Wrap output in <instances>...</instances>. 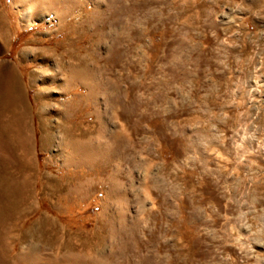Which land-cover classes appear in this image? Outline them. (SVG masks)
I'll use <instances>...</instances> for the list:
<instances>
[{"label":"rangeland","instance_id":"374dc122","mask_svg":"<svg viewBox=\"0 0 264 264\" xmlns=\"http://www.w3.org/2000/svg\"><path fill=\"white\" fill-rule=\"evenodd\" d=\"M55 247L264 264V0H0V264Z\"/></svg>","mask_w":264,"mask_h":264},{"label":"bare ground","instance_id":"6f19581e","mask_svg":"<svg viewBox=\"0 0 264 264\" xmlns=\"http://www.w3.org/2000/svg\"><path fill=\"white\" fill-rule=\"evenodd\" d=\"M52 1V0H51ZM54 2H59V0H53ZM23 18L25 19V18H28V13H26V14H24L23 15ZM78 59H81V58H78ZM74 60V59H73ZM76 61H78V60H76ZM79 62V61H78ZM80 63V62H79ZM81 64V63H80ZM75 73H76V75L78 76V77H80V78H86V77H92L91 76V71L90 70H88L87 69V67H80L79 69H76L75 70ZM32 79V78H31ZM75 79V78H74ZM87 79V78H86ZM81 80V79H80ZM83 81H85L84 79H83ZM86 82H87V80H86ZM88 84L90 83V85H91V83H92V79H88V82H87ZM87 83H86V85H87ZM85 84V83H84ZM14 85H16L15 84V82H14ZM93 85V84H92ZM88 86V85H87ZM93 87V86H92ZM40 94V93H39ZM39 94H38V96H39ZM15 98H17V94L15 95L14 94V99ZM37 99V98H36ZM43 99V98H42ZM43 101V100H42ZM46 106V105H45ZM42 111H44V106L42 105V107L40 108V112H42ZM46 114V113H45ZM43 122H44V120H43ZM42 125H43V123H42ZM62 128V127H61ZM64 130V129H63ZM86 133V132H85ZM71 134V133H70ZM88 135V134H87ZM82 138V137H81ZM86 138V137H85ZM89 140V139H88ZM81 143V142H80ZM86 143V142H85ZM87 144H89V143H87ZM80 144H78V146H77V150H81L82 148H81V146H79ZM90 145V144H89ZM88 145V146H89ZM83 146H84V144H83ZM91 146H92V144H91ZM72 147V146H71ZM73 148V147H72ZM81 148V149H80ZM90 149L92 148V147H89ZM88 148V149H89ZM75 149V150H76ZM85 148H83L82 150H84ZM86 150V149H85ZM85 150H84V152H85ZM92 151L94 150L93 148L91 149ZM95 151V150H94ZM86 153L87 152H85V155H86ZM94 153V152H93ZM97 153V152H96ZM73 154V153H72ZM82 154H83V152H82ZM90 154V153H89ZM89 154H87L86 156H93V154H91V155H89ZM95 154V153H94ZM78 155V154H77ZM96 155V154H95ZM73 156V155H72ZM80 156H82V155H80ZM84 156V155H83ZM85 156V157H86ZM75 157V156H74ZM73 157V158H74ZM78 157V156H77ZM84 157V158H85ZM82 158V157H81ZM92 158H94V157H92ZM91 159V158H90ZM75 160V159H74ZM73 160V161H74ZM80 160V159H79ZM85 160V159H84ZM87 160V159H86ZM95 160V159H94ZM78 161V160H77ZM88 161V160H87ZM86 161V162H87ZM76 163V162H75ZM84 163V162H83ZM88 163V162H87ZM78 184V183H77ZM64 186V185H63ZM60 187V186H59ZM54 188V187H53ZM45 189V188H44ZM56 189V188H55ZM67 189V188H66ZM53 190V189H52ZM59 190H61V189H59ZM49 191V190H48ZM55 191V190H54ZM29 205V204H28ZM32 204H30L29 206H31ZM28 206V207H29ZM28 207H26L25 209H24V211H27L28 210ZM23 211V212H24ZM45 218L44 217H40L31 227H30V229H29V231H34V232H37V233H40V235L42 236V237H45L46 239L47 238H53L52 237V235H53V233H54V231H55V229H54V231H51L52 229H51V227L53 228L54 226V224L52 225V226H50L52 223H50L49 224V226H50V229L51 230H49L48 228H47V226H46V224H45ZM47 223V222H46ZM56 230H59L58 228H56ZM53 232V233H52ZM57 232H59V231H57ZM57 232H55V234L57 233ZM52 234V235H51ZM51 235V236H50ZM24 236V235H23ZM50 240V239H49ZM46 242V241H45ZM51 245V244H50ZM66 245V244H65ZM68 245V244H67ZM61 247V246H60ZM60 247H57L58 248V250H57V248L55 249V251H49V250H47L46 248H39V249H37L36 250V252L35 253H32L33 252V250H32V252H27L26 250L25 251H19V252H17L16 254H15V256L17 257V259H26V261H27V263L28 264H48V263H56V264H78L79 263V261L78 260H75L74 259V257L72 258V259H66V258H64L63 256V253H61V248ZM65 247V246H64ZM67 248L68 247H66L65 249H66V251H67ZM70 248H72L73 249V247H71V246H69V249ZM75 248V247H74ZM101 248V247H100ZM62 249H63V247H62ZM68 249V250H69ZM93 249V248H92ZM96 250H94V251H96V252H98L97 251V248H95ZM99 249V248H98ZM53 250V249H52ZM71 250V249H70ZM75 251H78V249H74ZM82 250V249H81ZM85 251L87 250V249H84ZM91 250H87L86 252H89V253H91L90 252ZM11 252H15V248L13 247V249H11ZM84 252V251H83ZM82 252V253H83ZM85 252V253H86ZM95 252V253H96ZM101 252V251H100ZM99 252V253H100ZM79 253V252H78ZM81 253V254H82ZM88 253V254H89ZM94 253V252H93ZM93 253H92V255H93ZM99 253H97V255L96 256H98L99 255ZM9 254V253H8ZM67 254V253H66ZM84 254V253H83ZM87 254V253H86ZM101 254V253H100ZM41 255H43V256H45V258H43V259H41V261H40V263H39V260L38 259H40V257H41ZM69 255H71V254H69ZM102 255V254H101ZM104 255V254H103ZM6 256H7V254H6ZM75 256V255H74ZM96 256H94L93 255V258L94 257H96ZM76 258V257H75ZM79 259V258H78ZM100 258H98V260H99ZM107 259H108V257H107ZM82 260H84V258L82 257ZM96 260V259H95ZM101 260V259H100ZM99 260V261H100ZM22 261H24V260H22ZM85 261V260H84ZM101 262V261H100ZM116 262V261H115ZM114 262V263H115ZM23 263V262H22ZM99 263V262H98ZM24 264V263H23ZM99 264H101V263H99ZM116 264V263H115Z\"/></svg>","mask_w":264,"mask_h":264}]
</instances>
